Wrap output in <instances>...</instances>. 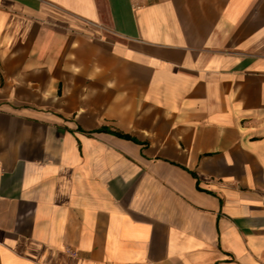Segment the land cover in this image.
I'll return each mask as SVG.
<instances>
[{
	"label": "crops",
	"instance_id": "obj_1",
	"mask_svg": "<svg viewBox=\"0 0 264 264\" xmlns=\"http://www.w3.org/2000/svg\"><path fill=\"white\" fill-rule=\"evenodd\" d=\"M0 264H264V0H0Z\"/></svg>",
	"mask_w": 264,
	"mask_h": 264
},
{
	"label": "trees",
	"instance_id": "obj_2",
	"mask_svg": "<svg viewBox=\"0 0 264 264\" xmlns=\"http://www.w3.org/2000/svg\"><path fill=\"white\" fill-rule=\"evenodd\" d=\"M121 135V134H120Z\"/></svg>",
	"mask_w": 264,
	"mask_h": 264
}]
</instances>
